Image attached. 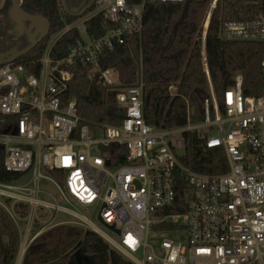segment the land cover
<instances>
[{
    "label": "built area",
    "instance_id": "obj_1",
    "mask_svg": "<svg viewBox=\"0 0 264 264\" xmlns=\"http://www.w3.org/2000/svg\"><path fill=\"white\" fill-rule=\"evenodd\" d=\"M184 1L131 6L126 0H92L48 37L39 58L0 66V158L5 173L18 175L0 181V208L19 234L14 264H21L38 236L65 224L94 232L133 264H264V87L257 97H243L237 74L219 102L203 48L209 88L204 121L155 128L144 119L141 61L135 84L121 89L116 71L103 66L114 47L142 37L145 2ZM101 14L111 27L92 38L86 23ZM70 32L77 39L63 57L53 58L54 46ZM219 38L263 42L264 15L220 25ZM75 65L89 80L117 90L116 104L125 111L120 126L91 127L79 119L74 98L66 99ZM169 91L174 95L176 88ZM193 132L206 150L223 152L225 173L203 174L180 163L184 134ZM182 181L186 211L166 213L176 204ZM60 212L76 221H57Z\"/></svg>",
    "mask_w": 264,
    "mask_h": 264
},
{
    "label": "trees",
    "instance_id": "obj_2",
    "mask_svg": "<svg viewBox=\"0 0 264 264\" xmlns=\"http://www.w3.org/2000/svg\"><path fill=\"white\" fill-rule=\"evenodd\" d=\"M143 0H126L137 6ZM1 2V0H0ZM92 0H23L25 14L39 16L49 22V35L59 32L77 18L72 8L82 10ZM210 0H185L182 3L160 4L145 2L143 7V33L140 40L114 47L103 66L116 71L121 88L136 82L139 60L144 83V119L155 128L175 129L204 121V102L209 97L208 81L202 64V50L207 63L209 79L219 102L223 93L232 86L234 77H242L243 97H257L264 87V41H223L219 38L220 25L229 21L249 22L264 15V0H216L202 43L203 24ZM11 0H4L0 7L1 42L11 30L9 10ZM111 27L103 15L86 23V31L92 38L100 37ZM48 37L30 54L17 62L36 60ZM77 34L67 33L54 46L52 57L59 59L67 47L75 42ZM26 44V43H25ZM7 46L6 48H10ZM73 79L66 93L74 98L77 115L91 127L120 126L125 115L115 101L117 90L102 86L97 79L89 80L85 69L73 66ZM176 88L174 95L169 91ZM180 163L190 171L203 174L226 172L225 157L220 150H206L201 135L184 134ZM18 175L4 172L0 158V181H10ZM176 204L166 213L186 211L184 181L181 182ZM19 234L6 212L0 208V264H13L19 249ZM26 250L21 264H76L74 259L92 258L96 264H133L126 257L106 244L97 234L72 225H57L38 236Z\"/></svg>",
    "mask_w": 264,
    "mask_h": 264
},
{
    "label": "water",
    "instance_id": "obj_3",
    "mask_svg": "<svg viewBox=\"0 0 264 264\" xmlns=\"http://www.w3.org/2000/svg\"><path fill=\"white\" fill-rule=\"evenodd\" d=\"M252 1V0H248ZM61 6L64 10H67L65 7V0H61ZM71 13H74V10H70ZM84 12V10H83ZM83 12L79 14V17L83 15ZM9 19L11 23L14 24V32L17 36H21L23 33H26L29 36V46L22 50H9L7 52H0V66L24 57L32 51L38 44L43 42L49 34V22L39 16H32L25 14L21 9V2L19 0H11V8L9 10ZM25 25L28 27L25 28ZM74 259L76 264H84L82 260L77 258Z\"/></svg>",
    "mask_w": 264,
    "mask_h": 264
},
{
    "label": "rangeland",
    "instance_id": "obj_4",
    "mask_svg": "<svg viewBox=\"0 0 264 264\" xmlns=\"http://www.w3.org/2000/svg\"><path fill=\"white\" fill-rule=\"evenodd\" d=\"M213 2H214V0H210V3H209V7H208V12H209V8H210V6L211 5H213ZM3 3H4V0H1V2H0V7L3 5ZM208 14V13H207ZM46 175H48V174H46ZM48 176H50V175H48ZM42 188L46 191V192H48V193H50L51 195H54L55 197H57V192L54 190V188L53 187H51L50 185H48V184H46V183H43L42 184ZM59 204L60 205H63V204H61V202L59 201ZM72 210H74V212L77 214V215H84V216H86L87 218L89 217V215H87L86 213H85V211L84 210H79V209H73L72 208ZM70 220L71 221H76V217H74L73 215H69V214H64V213H62V212H60L59 214H58V216H57V221H69L70 222ZM93 224L96 226V227H98V229H100L101 231H103L104 233H109V234H111V236L112 237H115L111 232H109V230L108 229H105L104 227H102L97 221H93ZM66 225V224H65ZM82 263H84V264H96V263H94V261H93V259L92 258H83L82 259ZM14 264V263H13Z\"/></svg>",
    "mask_w": 264,
    "mask_h": 264
},
{
    "label": "flooded vegetation",
    "instance_id": "obj_5",
    "mask_svg": "<svg viewBox=\"0 0 264 264\" xmlns=\"http://www.w3.org/2000/svg\"><path fill=\"white\" fill-rule=\"evenodd\" d=\"M20 1V0H19ZM72 10L77 11L75 8ZM73 14V13H72ZM11 30L6 35V42H1L0 40V52H7L9 50L17 49L22 50L29 46L28 40L29 36L26 33H23L21 36H17L16 32H14V24L10 21ZM28 26L25 25V28ZM4 31V25L0 24V32ZM26 43V44H25ZM7 46H11L10 48H6Z\"/></svg>",
    "mask_w": 264,
    "mask_h": 264
}]
</instances>
